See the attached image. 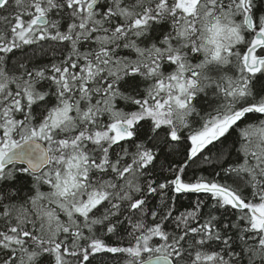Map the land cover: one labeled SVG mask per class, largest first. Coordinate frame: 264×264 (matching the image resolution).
Returning a JSON list of instances; mask_svg holds the SVG:
<instances>
[{"label": "snow or ice", "instance_id": "obj_1", "mask_svg": "<svg viewBox=\"0 0 264 264\" xmlns=\"http://www.w3.org/2000/svg\"><path fill=\"white\" fill-rule=\"evenodd\" d=\"M0 264H264V0H0Z\"/></svg>", "mask_w": 264, "mask_h": 264}]
</instances>
